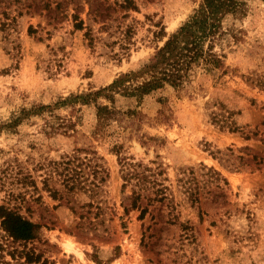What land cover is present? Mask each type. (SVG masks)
Returning a JSON list of instances; mask_svg holds the SVG:
<instances>
[{
	"label": "rangeland",
	"instance_id": "1",
	"mask_svg": "<svg viewBox=\"0 0 264 264\" xmlns=\"http://www.w3.org/2000/svg\"><path fill=\"white\" fill-rule=\"evenodd\" d=\"M123 1L0 0V205L40 225L25 242L0 226V264H264V0L227 19L225 73L94 132L93 103L60 99L138 69L201 0ZM78 148L108 176L68 191L58 162ZM23 246L38 258H12Z\"/></svg>",
	"mask_w": 264,
	"mask_h": 264
},
{
	"label": "trees",
	"instance_id": "2",
	"mask_svg": "<svg viewBox=\"0 0 264 264\" xmlns=\"http://www.w3.org/2000/svg\"><path fill=\"white\" fill-rule=\"evenodd\" d=\"M121 6L133 8L134 0H124ZM240 13H243V7L239 0H201L194 12L176 30L169 33L161 45L155 46L147 61L138 69L121 72L110 83L97 89L71 92L60 99L59 104L93 103L96 108L94 132H97L112 121H120L124 115L138 114L139 104L144 98L155 96L159 101H163L167 99V95L162 96L164 91L185 90L197 68L204 69L208 74L219 71L221 74L225 73L227 65L223 58L224 53L215 49V44L231 28L227 19L236 17ZM75 24L81 27L82 19ZM157 33L166 35L163 29ZM99 97L106 98L108 102H99ZM122 98L124 102L119 103V99ZM230 128L237 129V126ZM80 150L78 148L58 162L64 163L62 182L68 191L76 187L93 189L92 186H96V182L105 181L108 176L106 168L94 160L95 150L83 149L93 153V156H81ZM121 164L125 168L122 173L124 188L138 172L133 167L135 162L125 157ZM89 174H92L91 180H88ZM51 190L53 195L58 193L56 188ZM141 196L140 190L133 189L130 206H139L138 200ZM125 210L127 212L128 207H125ZM0 226L13 240L24 242L37 237L40 227L38 223L5 204L0 205ZM9 253L12 258H24L25 263L38 258V255L25 246L21 249L14 247ZM5 263L9 264V261L5 259ZM41 264L48 263L44 260Z\"/></svg>",
	"mask_w": 264,
	"mask_h": 264
}]
</instances>
